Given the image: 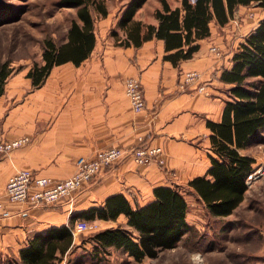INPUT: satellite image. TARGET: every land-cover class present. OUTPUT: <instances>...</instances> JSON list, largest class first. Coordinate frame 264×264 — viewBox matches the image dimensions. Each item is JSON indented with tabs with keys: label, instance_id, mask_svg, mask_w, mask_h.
Instances as JSON below:
<instances>
[{
	"label": "crops",
	"instance_id": "obj_1",
	"mask_svg": "<svg viewBox=\"0 0 264 264\" xmlns=\"http://www.w3.org/2000/svg\"><path fill=\"white\" fill-rule=\"evenodd\" d=\"M138 14L137 19L144 23L157 24L154 14L148 20ZM213 24L217 32L225 29L213 21L211 35L200 41L198 52L178 66L164 59L162 40L151 39L140 48L120 46L115 39H101L96 31L91 55L79 66L72 62L55 66L40 87H34L28 71L12 73L0 97V137L29 136L31 141L0 154V200L12 211L9 217L0 216V257L18 255L34 234L51 227L73 229L82 219L72 223L73 215L103 206L111 195L123 193L132 203L145 205L154 200L156 187L188 185L207 173L210 157L215 155L207 121L222 119L227 98L224 86L228 85L221 74L232 67L235 53L224 64L210 53L209 47L222 40ZM226 42L230 43V35ZM192 69L204 72L210 95L200 93L196 86H179L181 72ZM130 76H139L143 83L147 107L140 113L133 110L125 93ZM141 143L162 146L166 165H138L127 156L99 173L84 189L53 205L17 204L4 197L8 179L22 168L64 179L74 174L82 156L94 157L101 149H130ZM121 218L127 224L125 215L95 222L108 225ZM107 227L112 226L103 229ZM241 253L242 259L258 258L257 264H263L264 252Z\"/></svg>",
	"mask_w": 264,
	"mask_h": 264
},
{
	"label": "trees",
	"instance_id": "obj_2",
	"mask_svg": "<svg viewBox=\"0 0 264 264\" xmlns=\"http://www.w3.org/2000/svg\"><path fill=\"white\" fill-rule=\"evenodd\" d=\"M148 0H131L125 7L119 27L113 32L116 44L140 48L146 41L164 42V59L174 66L194 57L200 41L211 35V23L226 25L240 6L264 0H181L172 6L161 0L155 10L157 24L137 19V12ZM61 6L75 8L65 39L57 43L48 38L44 42L42 62L27 72L34 87L43 85L52 69L67 62L81 65L93 52L96 42V18L92 9L107 17L106 0H60ZM1 6V2H0ZM3 13V12H2ZM231 68H224L221 80L228 85L226 105L221 121L208 120L211 130V166L205 175L189 181L190 191L217 218L232 215L245 200L249 190V174L256 159L241 151L264 131V18L241 43L233 55ZM14 69L9 61L0 62V97ZM189 202L180 186H159L154 200L141 205L123 193L109 196L104 205L90 207L72 216L117 220L127 217V224L107 227L93 235L95 244L103 249H123L136 260L157 258L164 250L175 248L192 230L188 221ZM245 224H242L244 227ZM252 230V227H249ZM75 247L71 227H51L34 234L18 255L0 257V264H59Z\"/></svg>",
	"mask_w": 264,
	"mask_h": 264
},
{
	"label": "rangeland",
	"instance_id": "obj_3",
	"mask_svg": "<svg viewBox=\"0 0 264 264\" xmlns=\"http://www.w3.org/2000/svg\"><path fill=\"white\" fill-rule=\"evenodd\" d=\"M130 1L106 0L109 10L107 17L99 15L92 9L96 18L95 30L101 39L114 40V31H118L120 36L123 35L119 22ZM168 1L173 6L181 2ZM0 2V62L9 61L14 69L13 73L27 72L35 63H41L45 40L51 38L57 43L62 42L72 19L76 17V9L61 6L60 0H0ZM160 3V0H148L137 14L148 20ZM263 18L264 7L253 3L241 10L237 9L234 17L225 25V29L219 28L221 31L217 32L213 24L216 35L222 33V40L209 47L210 53L224 64L225 59H229V55L240 47ZM227 35H230V43L226 42ZM212 46H217L220 54L214 53L211 50ZM202 74L203 84H207L204 72ZM224 88L227 90L228 87ZM259 134L241 151L256 159L255 167L264 162V131ZM178 186L189 202L188 221L192 230L175 248L162 251L157 258L146 257L138 261L123 249L98 247L93 241V235L110 224L112 227L126 225V220L121 218L108 225L97 223L98 226L88 232H76L77 243L60 264L259 263L258 258L247 256L242 259L241 252H264V177L251 182L239 209L233 215L223 218L212 216L204 202L190 191L188 185ZM242 224H245V228ZM249 227H252V230ZM260 262L264 264V259Z\"/></svg>",
	"mask_w": 264,
	"mask_h": 264
},
{
	"label": "built area",
	"instance_id": "obj_4",
	"mask_svg": "<svg viewBox=\"0 0 264 264\" xmlns=\"http://www.w3.org/2000/svg\"><path fill=\"white\" fill-rule=\"evenodd\" d=\"M211 50L220 54L217 46ZM179 86L186 89L196 86L200 93L210 95L207 85L203 84V74L200 70L192 69L182 71ZM125 93L135 112L146 110V97L142 80L139 76H130L125 81ZM31 141L29 136H19L14 139L0 137V154H5L16 148L22 147ZM165 150L162 146L141 143L130 149L112 146L99 150L94 157L82 156L77 160V169L73 175L64 179H55L49 176L36 174L31 168H22L15 172L7 181L4 197L11 203L31 205H53L72 196L76 192L87 187L94 178L108 167H111L122 159L131 157L138 165H150L157 162L166 165ZM264 177V162L254 167L249 174V184L256 179ZM12 211L4 200H0V216L9 217ZM96 222L79 219L74 224L73 232H88L95 228ZM98 226V225H97Z\"/></svg>",
	"mask_w": 264,
	"mask_h": 264
}]
</instances>
